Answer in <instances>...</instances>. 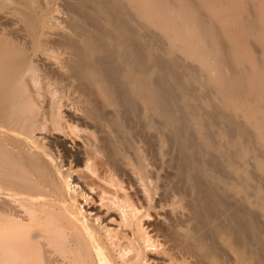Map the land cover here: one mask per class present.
<instances>
[{
	"label": "bare ground",
	"instance_id": "1",
	"mask_svg": "<svg viewBox=\"0 0 264 264\" xmlns=\"http://www.w3.org/2000/svg\"><path fill=\"white\" fill-rule=\"evenodd\" d=\"M214 1L0 0V264H264V0Z\"/></svg>",
	"mask_w": 264,
	"mask_h": 264
},
{
	"label": "rangeland",
	"instance_id": "2",
	"mask_svg": "<svg viewBox=\"0 0 264 264\" xmlns=\"http://www.w3.org/2000/svg\"><path fill=\"white\" fill-rule=\"evenodd\" d=\"M248 1H250V6L252 8L254 6L258 5V3L259 4L262 3V0H257V1L256 0H248ZM225 2H226L225 0H215L214 4L216 6L220 7ZM232 9H233V7H232ZM53 10H54V13L56 15H58L59 17L60 16L61 17H66V15H68V13H69L68 8L65 5V0H53ZM227 23H228L227 21H224V22H222V24H219V27L220 26L221 27L226 26ZM249 43H250V45L252 47V51L254 53L253 55H254V58H255V63L258 64V65L262 64V66L264 67V65H263L264 64V45H261L260 43H258L254 38H249ZM176 53H177L176 55H178V57L182 61L190 63V65L194 66V68H196L198 70L200 69V65H199L198 62H196L194 60H191L190 58L186 57L185 55L181 54L180 52H176ZM205 85H206L205 83H197V84H195L194 85V91H192L191 97L196 98L197 99L196 102H198L199 106L203 107L204 109L208 108L209 103L221 104L222 99L219 97V95L217 93H215L214 91H212V90L209 91L208 90V86L206 87ZM242 116L243 115L239 114L237 116L238 120L244 121L245 118L243 119ZM226 124L227 123L224 122L220 126H223V125L227 126L228 124L227 125ZM254 140H255V137H254ZM258 140H255L254 143L258 144L259 143ZM252 155H255V156H252ZM252 155L248 154L249 157H247V155L245 156V159L242 161V166H243L244 169L246 168L244 171L246 173H250L249 174L250 177H253V179H250V180H252L251 182H253L255 184V188L256 187L257 188L260 187L259 185H261V187L264 188V172L262 171L261 168H259L258 164H256L257 163L256 162L257 158L259 156H261V155L259 153H256V154L254 153ZM250 156L253 157V158H251ZM260 158H262V157H260ZM253 159H256V160H253ZM244 164H245V166H244ZM247 171H249V172H247Z\"/></svg>",
	"mask_w": 264,
	"mask_h": 264
}]
</instances>
